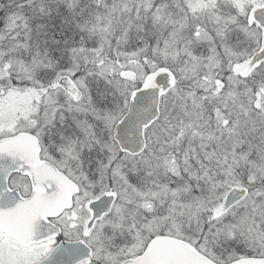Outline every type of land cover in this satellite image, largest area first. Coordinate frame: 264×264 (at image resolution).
I'll return each instance as SVG.
<instances>
[{"label":"snow or ice","instance_id":"snow-or-ice-1","mask_svg":"<svg viewBox=\"0 0 264 264\" xmlns=\"http://www.w3.org/2000/svg\"><path fill=\"white\" fill-rule=\"evenodd\" d=\"M0 264H264V0H0Z\"/></svg>","mask_w":264,"mask_h":264}]
</instances>
